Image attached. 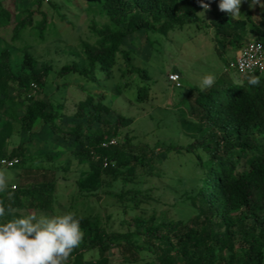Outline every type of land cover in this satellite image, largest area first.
<instances>
[{
    "label": "trees",
    "instance_id": "1",
    "mask_svg": "<svg viewBox=\"0 0 264 264\" xmlns=\"http://www.w3.org/2000/svg\"><path fill=\"white\" fill-rule=\"evenodd\" d=\"M8 1L0 0V44L11 45L0 47V124L3 119L10 120L0 131V166L3 160L17 159L19 164L15 167H3L22 170L27 175L44 171L40 167L33 169L35 161L29 160L24 146L6 155L5 148L13 136V122H20L28 134L37 123L44 124L54 136L62 137L68 144L81 145L82 150L73 152L74 157L81 165L90 163L89 170L81 173L77 192L71 195L66 206L58 204L55 178L38 185L9 188L13 193L11 200L7 192L0 194V200L16 210L14 215L19 216L18 211L32 210L56 212L57 215L75 212L82 218L83 242L71 254L69 264H111L115 253H120L131 264H264V74L240 75L232 68L237 61L235 56L228 62L225 72L234 71L235 76L244 79L242 82L234 83L223 77L206 91L196 88L195 105L188 107L192 118L187 120L184 115L182 128L185 133L192 134L193 141L186 146L171 144L167 149L194 164L200 189L192 202L199 215L189 222L169 219L166 214L149 215L147 206L152 198L149 192L143 191L136 174L145 158L129 152L118 137L120 128L130 126L132 120L119 117L110 123L106 120L112 112L106 106L108 97L90 93L79 103L73 117L77 126L66 131L64 127L69 118L63 112L65 107L56 106L50 100L36 99L35 95L43 90L52 66L46 64L39 68L29 49L22 51L18 47L30 31L36 32L41 40L45 39L51 20L42 10L45 0H36V8L26 11L23 18L9 9ZM204 2L218 5V0ZM82 3L87 4V12L100 14L107 23L97 29L96 21H92L91 31L97 37L95 43H84V59L64 66L59 76L77 75L92 88L103 87L100 84L102 75L106 82L114 80L120 56L127 67L119 69L122 78L137 73L145 80L151 79L147 71L133 64L132 54L122 50L131 35L145 32L167 37L187 24H197L200 29L203 21L197 16L202 11L197 0H82ZM52 7L55 9L54 5ZM38 18L41 20L37 22ZM215 20H218L216 40L223 43L217 49L221 56L227 49H234L236 53L243 50L251 42L245 40L250 34L255 36L252 42L264 41V0L263 14L258 22L251 13L243 21H235L220 11ZM18 51L24 56L16 72L13 55ZM252 76L259 78L258 85L248 83ZM170 83L181 88V85ZM15 85L27 101L26 106L13 97ZM126 85L117 86L118 91L122 92ZM148 95V89L141 88L139 100L147 101ZM23 106L25 115L19 118L17 113ZM84 120H87L89 132L82 124ZM111 139H116L117 145L105 148L104 144ZM152 155L157 156L155 152ZM47 159L52 161L51 157ZM67 164L66 170L71 163ZM102 194L115 200L124 217L133 215L132 221L127 222V232H112L102 216L83 212L86 200L102 202ZM80 203L84 206L79 210Z\"/></svg>",
    "mask_w": 264,
    "mask_h": 264
},
{
    "label": "rangeland",
    "instance_id": "2",
    "mask_svg": "<svg viewBox=\"0 0 264 264\" xmlns=\"http://www.w3.org/2000/svg\"><path fill=\"white\" fill-rule=\"evenodd\" d=\"M35 3L36 0H10L8 7L13 13H17L19 18H23L27 15L26 11L36 8ZM86 8L87 4L82 3V0H45L42 10L47 12L51 19L45 39L41 40L36 32L30 31L24 35L23 43L18 45L22 51L29 49L37 60L39 68L46 64L53 68L44 80L43 90L35 94L36 99L53 101L56 106L63 105L65 107L63 112L69 118L64 129L69 131L77 126V121L73 117L77 113L79 103L86 100L90 93L106 94L108 97L106 106L112 111L106 120L113 124L119 117H124L133 122L128 127H121L118 137L121 144L127 145L129 152L145 158L144 165H139L136 174L142 182L143 191L149 192L152 198L147 206L148 214H166L169 219L189 222L199 215L192 200L198 193L200 184L193 170L194 164L188 163L182 155L168 151L167 147L171 144L186 146L193 141L192 134L182 130L185 124L183 116L186 115L187 120L192 118L188 107L195 105L198 97L196 88H199L198 83L203 75L213 73L216 81L223 77L234 83L244 80L235 76L234 71H230L229 74L225 72L228 62L235 58L236 51L227 49L222 56L217 51L223 46L221 41L216 40L215 35V26L218 24L215 15L219 11L218 7L211 5L210 11L205 12L204 16L201 15L203 21L200 29L197 28V24H187L182 30H177L167 37L145 32L131 35L125 40L122 50L130 52L133 64L140 70L147 71L151 79L145 80L137 73L122 78L119 69L125 70L127 67L120 56L119 68L114 70V80L106 82L102 75L101 89L92 88L91 84L77 75L67 78L59 76L64 66L79 63L84 59V43H95L97 37L91 31L92 21H96L97 29L107 23L106 18L97 13H89ZM248 12L258 22L263 14V0L252 4V7L249 0H244L241 15L234 18L235 21H243ZM60 16H64L66 20L62 21ZM40 20L41 18H38L37 22ZM6 39L9 40L10 37L7 36ZM245 40L253 41L255 36L250 34ZM5 46L11 45L0 44L1 48ZM22 51L13 55L16 72L20 70L23 61ZM174 73L181 76L182 87L179 89L169 82L170 76ZM119 85L127 87L119 92L117 89ZM141 88L148 89L149 97L145 102L139 100ZM12 90L13 97L26 106L27 101L18 87L13 86ZM24 106L17 113L19 118L25 115ZM8 121L10 120L3 119L0 131ZM13 123V136L5 148L6 155L10 156L14 150L24 146L30 156L29 160L35 161L32 165L33 169L40 167L44 171L42 174L27 175L22 170H7L9 188L14 190L15 187L38 185L55 178L58 204L68 205L71 195L77 192L76 185L81 173L88 171L90 166V163L79 164L74 157L73 152H80L81 145L68 144L62 137L54 136L42 123H37L31 134L25 132L20 122ZM82 124L86 126L85 131L89 132L87 120ZM97 128L98 125L95 130ZM153 152L157 156L152 155ZM47 157H51L52 161ZM68 162L71 164L66 170ZM0 168L4 167L1 165ZM102 196V202H97L96 199L86 200L87 204L83 212L90 211L102 216L112 232H127L129 229L127 222L132 221L133 215L124 217L115 205V200L104 194ZM82 205L83 203L78 205L79 210ZM17 213L19 216L30 213L57 215L56 212L32 210H22ZM109 216H112L110 220ZM111 264L131 263H128V259L123 258L120 253H115Z\"/></svg>",
    "mask_w": 264,
    "mask_h": 264
},
{
    "label": "clouds",
    "instance_id": "3",
    "mask_svg": "<svg viewBox=\"0 0 264 264\" xmlns=\"http://www.w3.org/2000/svg\"><path fill=\"white\" fill-rule=\"evenodd\" d=\"M197 2L202 9L197 16H204L205 12L210 11V3L204 0ZM243 2L244 0H218L217 7L220 12L236 18L241 15ZM257 3L259 0H252V4ZM260 43L264 45L263 42ZM239 52L236 53V59ZM215 81V74L207 73L201 77L198 87L201 91H206ZM248 83L256 86L260 81L258 77L252 76L249 77ZM8 190L7 169L0 168V194L7 192L11 200L13 193ZM15 211L11 204L6 205L0 200V264H69L71 254L83 242L82 218L75 212L16 216ZM7 216L12 218L5 219Z\"/></svg>",
    "mask_w": 264,
    "mask_h": 264
},
{
    "label": "built area",
    "instance_id": "4",
    "mask_svg": "<svg viewBox=\"0 0 264 264\" xmlns=\"http://www.w3.org/2000/svg\"><path fill=\"white\" fill-rule=\"evenodd\" d=\"M233 68L237 69L240 75H250L255 73H264V45L260 42H251L237 55L236 64ZM170 80L180 86V76L171 75ZM35 90L37 86L33 85ZM117 145L116 139H111L109 143L104 144L105 148ZM19 164L17 159L14 160H3L2 166L7 168H13Z\"/></svg>",
    "mask_w": 264,
    "mask_h": 264
}]
</instances>
